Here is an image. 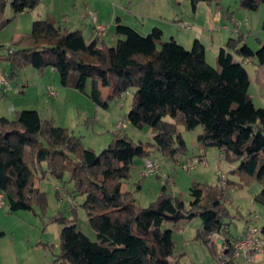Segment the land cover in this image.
I'll use <instances>...</instances> for the list:
<instances>
[{
  "label": "trees",
  "instance_id": "trees-1",
  "mask_svg": "<svg viewBox=\"0 0 264 264\" xmlns=\"http://www.w3.org/2000/svg\"><path fill=\"white\" fill-rule=\"evenodd\" d=\"M41 1L0 0V31ZM220 1L191 0L194 9L199 2ZM261 4L264 0H240L249 11ZM9 5L12 17L6 14ZM115 33L114 46L98 38L88 42L81 30L69 31L47 16L35 20L20 39L0 44V51H6L0 54V64H6L11 83L29 67L40 73L54 68L63 86L86 92L89 85L88 96L105 109L131 92L127 120L134 128L150 127L153 140L144 144L117 133L97 153L37 110L0 116V192L12 212L33 210L35 204L45 209L47 194L36 184L35 170L59 179L69 174L73 192L84 196L81 206L96 239L79 228L76 218H61L60 252L52 264H178L170 260L176 241L169 225L195 218L202 222L196 239L208 244L213 233H220L231 256L235 216L226 198L234 182L225 179L220 188L194 182L188 203L170 192L166 182L148 206H140L124 184L135 157H149L157 150L176 160L187 152L179 127L192 131L201 126L198 141L204 148L218 149L227 161L239 163L234 174L253 176L262 184L254 201L264 209V107H257L249 93L250 75L244 65L249 59L264 65V43L259 40L260 48L253 51L240 38H230L219 49L215 67L199 39L187 48L175 38L164 40L158 27L143 35L119 19ZM4 96L0 90V100ZM211 249L215 251L213 245Z\"/></svg>",
  "mask_w": 264,
  "mask_h": 264
},
{
  "label": "rangeland",
  "instance_id": "rangeland-1",
  "mask_svg": "<svg viewBox=\"0 0 264 264\" xmlns=\"http://www.w3.org/2000/svg\"><path fill=\"white\" fill-rule=\"evenodd\" d=\"M133 1L46 0L45 5L18 16L0 31V43L8 45L14 32H16V28L19 33H29L32 20L35 17L43 19L42 17H45L50 9L59 18L67 16V23L70 26L84 27L89 22V9L97 8L101 11L102 17L111 20L115 18V13L118 10V14L127 15L129 13L128 4L130 2L133 3ZM52 3V6L47 7V4L51 5ZM157 3L159 6L165 8L164 12L169 9V12L165 13L167 15L169 13L173 15L175 13L174 10H178L179 17L181 19L184 17V23H180L184 28L187 25H191L194 29L203 32L206 41L207 61L215 67L217 66L219 49L216 48L215 44H212V36L213 38L215 37L216 42L220 39H225L226 43L230 38H240L253 51H257L260 48L259 40L264 43V30L262 27L264 4H261L255 11H249L240 6V0H221L218 4L214 3L212 5L206 2H199L195 9L192 6L191 0H185L182 4H178L175 0H158ZM217 11H220L222 16H226L229 14L227 12L230 11L236 15V18L235 20L221 19V21H215L214 17ZM6 14L8 17L14 15L10 5L7 7ZM222 16L221 18H223ZM171 22L175 23L174 20ZM224 25H228V28H223ZM111 27L110 30L114 31L115 26ZM201 27H204L205 30H202ZM110 43H112L109 44L110 46H114L117 41ZM5 53V50L0 51V54ZM235 59L241 61V57L237 55ZM0 65L3 69L7 68L4 62H1ZM244 65L250 75L251 84L249 93L257 107H264V65H259L255 59L244 62ZM45 72L40 73L33 67L22 70L19 78L12 82V86L19 84L20 81H29L30 85L27 95L19 93L18 96H25L30 100L38 97L44 98L38 95L39 93L36 90H39L38 84H42L41 79L45 76ZM51 77L52 74L47 73L46 84L52 81ZM89 89L88 85L86 88L87 94H89ZM108 94L109 88H105L104 96L107 97ZM10 98V102L7 103L1 101L2 99L0 100V116L4 115L5 117L12 118L17 111L29 109V106H23L24 108L16 106L13 97ZM132 98V93L128 92L121 99L110 101L107 109L97 106L88 95V101L77 99L74 96L69 99L73 101L72 103L65 101L63 104L57 105V110L56 108L49 110L44 100L42 102H34L33 99L34 103L31 104V107H37L34 110L39 111L43 118L55 121L58 126H60L58 123H70L69 128L66 126L65 128H68L76 136H80L85 147L99 153L112 142L117 133H127L135 142H143L144 144H148V142L153 140V133L150 127L139 129L134 128L128 123L122 130H118L117 122L127 120ZM52 100L56 101V99ZM9 103L10 106L11 104L16 106L17 109L14 112H10L7 109ZM71 108H75V110H71ZM52 114L55 115L54 117L58 119V122L55 118L50 117ZM47 115L50 118H46ZM166 119L170 120L169 118ZM179 129L182 131L187 142V152L183 157H187L197 163L196 167L189 170L180 161L165 158L157 150H153L149 157H135L131 177L124 184V188L134 192L137 203L140 206H148L152 201L157 199L166 182H168L169 186L167 185V187L170 192L188 203L189 200L185 198L190 196V187L194 182H200L211 188H220L223 180L219 177L218 171L223 170L227 175L226 180L234 182L233 188L228 193V195L232 196V207L231 209L228 208L235 216L231 224L232 234L237 235L242 230L244 219L249 212L248 210L256 209L261 214L262 221H264L263 207L257 202L251 203L250 197H252V194L248 198L242 195L251 191L248 189H250L249 184L252 181H259L253 176L248 175L239 174L243 179L236 177L232 170L238 167L239 163H231L224 157L220 158L219 152L214 147L204 148L198 141V135L202 131L201 126L192 131L186 130L184 126H180ZM145 158L157 159L159 163H162L159 174L142 175ZM201 158L204 160L202 161ZM44 168H46V164L43 165ZM35 176L36 184L47 194V206L43 209L41 206L35 204L33 210L12 212L8 207L6 198L4 199V206L0 205V264H52L55 254L60 252V233L63 226L61 218H76L79 228L85 233L88 231V228L91 229L86 212L81 206L84 196L73 192L74 186L69 181L70 177L68 173L62 179L56 178L49 173L43 177L41 169L38 168L35 170ZM228 195L227 201H229ZM237 205L243 207L240 212L236 208ZM182 222L185 223L187 232L181 239L176 238L177 240H175L174 258L178 261V264H221L218 259L219 256H215L209 243L207 244L202 240L196 239L197 232L202 227L201 220L195 218L193 220H182ZM188 224L190 225L188 226ZM12 259L14 262H11ZM6 261H10L11 263H6Z\"/></svg>",
  "mask_w": 264,
  "mask_h": 264
},
{
  "label": "crops",
  "instance_id": "crops-1",
  "mask_svg": "<svg viewBox=\"0 0 264 264\" xmlns=\"http://www.w3.org/2000/svg\"><path fill=\"white\" fill-rule=\"evenodd\" d=\"M45 1L46 0H43L41 5L38 6L37 9L42 7L43 5H45L44 4ZM157 1L158 0H134L133 3L130 2L128 4L129 13H127V15L123 16L121 14H118L119 13V10H118L115 13V18L114 19L112 18L111 20L109 18L102 17L101 11L98 10L97 8L89 9L90 10V12L88 11L89 12V14H88L89 22L84 27L83 26L82 27H72V26H70L67 23V19H66L67 16L66 17L63 16V17L59 18V17L55 16L52 13L51 9H50V11H48L46 13L45 17H42V18L44 19L47 16H52L56 21H59L61 23L63 28H65V29H67L69 31L81 30L83 32V35H84L85 39L88 42L92 41L95 38H98L100 41H104L108 45L112 44L110 42L117 41L118 38L116 36L115 30L111 31L110 27L114 25L115 26L114 29H116V26L118 24V19H119L122 24H126V25H129V26L133 27L134 29H136L137 31H139L143 35L149 34L153 30V28L158 27V28H160L163 31V39L164 40H168L170 38H175L179 43H181L185 47L191 48L192 45H193L194 40L195 39H199L205 45V42H206L205 41V37L203 35V32H201V30L199 31L198 29H194V27L191 26V25H187V27L184 28L180 24L182 22L184 23V17H183V19H181L179 17V14H178L179 11L178 10H174L175 13H173V15L170 14V13H169V15H167L165 13H168L169 9H167L164 12L165 8L159 6ZM175 1L178 4H182L185 0H182V1L175 0ZM52 5H53V3L51 5L47 4V7L48 6H52ZM87 5H88V3H87ZM217 12H219L220 15L222 16V13L220 11H217ZM25 13H21L20 15H24ZM227 13H229V14H227L226 16L225 15L222 16L223 20L224 19L235 20L236 15L232 14L230 11L227 12ZM93 15L97 16V23L101 24V25H103L105 27L104 31H102V32H97L96 31V28H95L96 23L93 20V17H92ZM35 20H37V17H35V19L32 20V24H33V22ZM172 20H174L175 23H172L171 22ZM31 27H32V25H31ZM201 29L205 30L204 27H201ZM15 30H16V32H14L13 36L11 37V41L12 40H18V39H20L21 37H23V36H25L27 34V33L26 34L19 33L17 31V28ZM141 30H144V31H141ZM192 31H193V33H192ZM214 38L212 36V44H215L216 48L220 49L221 47H224L226 45L225 39H220L219 41L216 42V40ZM0 44H3V43H0ZM47 73H51L52 74V77H51L52 81L51 82H47V84H46V80H47L46 75H47ZM44 75L45 76L41 79V83L42 84H38V89L39 90H36L39 93V94L38 93L37 94L40 95L41 97L43 96L44 98H39V97L38 98H33L34 102H42L44 100L46 102V104L48 105L49 110L55 109V108L57 110L58 109L57 105H59L61 103L63 104V102H65V101H68L69 103H72L73 101H71L69 99L73 98L74 96L77 99H85V101H88L87 100V95H88L87 91L83 93L80 90H77L75 88H70V87L63 86L61 84V80H60L59 74L57 73V71L54 68H48ZM20 82L17 85H13L10 88V90L7 93H5V96L2 98L1 101H5L7 103V102H10V100H11L10 97H13V101L15 102L16 106H21L22 108H24L26 106L27 107L29 106L28 107L29 109H37V107L36 108L34 106L31 107L32 106L31 104L34 103L32 101L33 99L30 100V99H27L25 96L24 97L18 96L19 93L27 95V93L29 91V85H30L29 81H27V82L20 81ZM49 89L54 90L56 95L55 96H50L48 94ZM52 99H56V101H54ZM16 106L13 105V104H11V106H10V103H9L8 106H7V109L10 112H14L17 109ZM71 110H75V108H71ZM69 111H70V109H69ZM1 116H4V115H1ZM52 116H50V117L51 118H55L54 117L55 115L52 114ZM50 117H48V115H47L46 118H50ZM55 120L58 122V119L55 118ZM118 122H117V124H118ZM58 124L60 126H64V127L66 126L68 128H69V125H70V123H64V124L58 123ZM216 150L219 152L220 158L224 157L222 152H220L218 149H216ZM147 159H149V158H145V162H146ZM201 159H202V161L204 160L203 158H201ZM176 161H180L183 164V166L185 168H187V169H189L187 167V163L188 162H194V161L190 160L189 158H187V157L185 158L183 156L178 157L176 159ZM144 166H145V163H144ZM144 166H143V170H144ZM143 170H142V175H143ZM189 170H191V169H189ZM218 172L224 173L225 177H227L226 173L223 170H220ZM234 175L236 177H238V178L243 179V177L240 176L239 174H234ZM243 182H244V180H243ZM249 186H250L249 187L250 189H248V190H251V191H248L249 193L248 192L243 193L242 195H243V197L246 196L248 198L250 196V194H252V197H250V201L253 204V203H255V201H254L255 196L257 194H259L261 192V190H262V185L259 182L252 181L249 184ZM228 198H229L228 199L229 201H227L226 204L231 209V207H232V199H231L232 196L229 194ZM185 199H188L190 201L192 198H191V196H188V198H185ZM236 208L240 212L243 207L240 206V205H237ZM248 211H249L248 215L244 219V225L242 227V230L237 235H234L235 237H237L240 234H242L246 230L248 224L251 223V222L252 223H258L262 227L264 226V221H262L261 214L259 212H257L256 209L248 210ZM256 216H258V217L256 218ZM189 225L190 224H188V226ZM169 226L172 227V229H173V232H174L173 233V237H174L175 240H177L176 238L181 239V237L187 232L186 231L187 228H185L186 225L182 221L178 222L177 224L169 225ZM86 234L92 240L96 239V234H95V232L93 231L92 228L91 229L88 228V231L86 232ZM209 238H210L209 246L210 247H211V245L214 246V250H215L214 254H215V256H219L218 257V259H219L220 255L225 253L226 245H223L222 243H220L218 241H219L220 238L225 239V237H224V235H222L220 233H215V234H212ZM170 260H171L172 263H176L177 262V260L174 257H172ZM11 262H14V260L12 259ZM11 262L10 261H6V263H11ZM3 263H5V262H3ZM255 264H264V253L261 254L258 257L257 262Z\"/></svg>",
  "mask_w": 264,
  "mask_h": 264
},
{
  "label": "built area",
  "instance_id": "built-area-1",
  "mask_svg": "<svg viewBox=\"0 0 264 264\" xmlns=\"http://www.w3.org/2000/svg\"><path fill=\"white\" fill-rule=\"evenodd\" d=\"M182 1V0H178ZM93 20L96 23L95 28L97 32L104 31L105 27L101 24L97 23V16L93 15ZM221 15L217 12L214 17L215 21H221ZM223 28H228L227 25H224ZM12 50V48H11ZM250 60H247V62ZM12 87V83L9 79L7 72L0 65V90L2 93H7ZM48 94L50 96H55V92L52 89H49ZM129 121L124 120L120 121L117 125L118 130H122L124 127L128 125ZM197 163L188 162L187 167L189 169H194ZM161 163L158 162L157 159H147L145 162L143 175H157L160 173ZM219 177L224 181L226 179L225 174L222 172H218ZM5 195L0 192V205L4 206L5 204ZM227 201V199H226ZM258 216H256L257 218ZM215 234V233H213ZM231 248L232 255L228 256V254L223 253L220 255V263L221 264H255L257 262L258 257L264 253V233L263 227L258 223H249L246 230L240 234L239 236L233 238L231 240ZM227 249V245H226Z\"/></svg>",
  "mask_w": 264,
  "mask_h": 264
},
{
  "label": "water",
  "instance_id": "water-1",
  "mask_svg": "<svg viewBox=\"0 0 264 264\" xmlns=\"http://www.w3.org/2000/svg\"><path fill=\"white\" fill-rule=\"evenodd\" d=\"M218 242L222 243L223 245H226V241L223 238H220ZM225 253L227 254V250H225Z\"/></svg>",
  "mask_w": 264,
  "mask_h": 264
}]
</instances>
